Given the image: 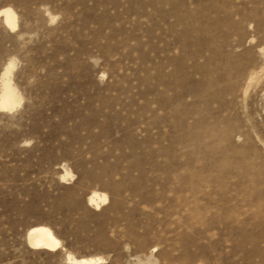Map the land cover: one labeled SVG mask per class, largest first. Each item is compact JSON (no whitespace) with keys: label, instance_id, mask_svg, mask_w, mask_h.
Listing matches in <instances>:
<instances>
[{"label":"rangeland","instance_id":"374dc122","mask_svg":"<svg viewBox=\"0 0 264 264\" xmlns=\"http://www.w3.org/2000/svg\"><path fill=\"white\" fill-rule=\"evenodd\" d=\"M5 8L0 264H264V0ZM39 226L62 248L31 249Z\"/></svg>","mask_w":264,"mask_h":264},{"label":"bare ground","instance_id":"6f19581e","mask_svg":"<svg viewBox=\"0 0 264 264\" xmlns=\"http://www.w3.org/2000/svg\"><path fill=\"white\" fill-rule=\"evenodd\" d=\"M0 21L3 23L6 29L16 32L19 29L18 16L11 8H5L0 11ZM14 64L10 63L4 71L2 78V89L0 93V110L5 112H11L15 110L21 101V97L16 90V87L12 84V72ZM258 78V77H257ZM255 81V77H251L250 85L252 86ZM250 89V88H249ZM247 92V91H246ZM68 173V172H67ZM69 175V174H67ZM70 176V175H69ZM66 177H63L65 179ZM108 202V196L106 194H100L94 192L88 199L90 207H100L102 204ZM29 246L33 250H45L54 252L62 248L61 241L55 236L54 232L45 226H39L31 229L28 232ZM67 261L70 264H100L101 259L83 258L77 259L76 257L69 256Z\"/></svg>","mask_w":264,"mask_h":264}]
</instances>
